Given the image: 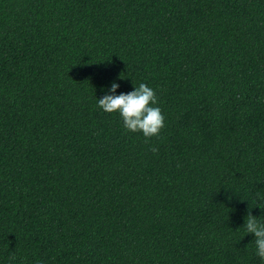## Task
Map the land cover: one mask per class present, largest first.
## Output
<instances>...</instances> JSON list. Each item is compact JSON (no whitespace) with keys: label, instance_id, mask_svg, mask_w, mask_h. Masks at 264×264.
Wrapping results in <instances>:
<instances>
[{"label":"trees","instance_id":"obj_1","mask_svg":"<svg viewBox=\"0 0 264 264\" xmlns=\"http://www.w3.org/2000/svg\"><path fill=\"white\" fill-rule=\"evenodd\" d=\"M113 82L156 91L158 137ZM258 192L264 0H0V264H264Z\"/></svg>","mask_w":264,"mask_h":264},{"label":"clouds","instance_id":"obj_2","mask_svg":"<svg viewBox=\"0 0 264 264\" xmlns=\"http://www.w3.org/2000/svg\"><path fill=\"white\" fill-rule=\"evenodd\" d=\"M120 79H123L122 75ZM119 87V83L113 82L109 90L110 94L97 99L98 107L109 114L118 112L122 118L123 127L131 133H142L146 143L153 137H158L166 126V118L162 109L157 106L156 91L147 84L140 83L138 86L134 84L133 91L121 92L117 95ZM150 151L156 153L158 148L153 146ZM257 199L264 200V196L258 192ZM243 227L247 233L254 234L256 255L264 260V222L252 215L250 207ZM10 259L15 260L16 257L13 255Z\"/></svg>","mask_w":264,"mask_h":264}]
</instances>
